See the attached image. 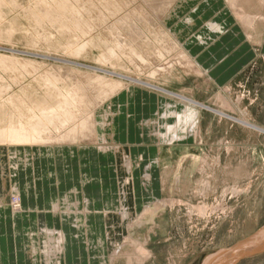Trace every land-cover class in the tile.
I'll return each mask as SVG.
<instances>
[{"label": "crops", "instance_id": "obj_1", "mask_svg": "<svg viewBox=\"0 0 264 264\" xmlns=\"http://www.w3.org/2000/svg\"><path fill=\"white\" fill-rule=\"evenodd\" d=\"M224 6L220 0L204 1L194 11L191 6L189 15L193 17L196 26L190 33H183L186 36L182 41L188 54L195 59L202 72L211 77L210 80L219 79L222 86L229 87L234 77L254 63L259 54L264 56V21H257L252 30L247 31L238 22L232 25L233 19ZM210 23L220 25L221 31L214 33L209 30L206 25ZM196 36L205 40L202 45L197 42ZM188 37L190 39L186 42ZM256 44L260 47L259 53L256 51ZM126 93L125 98L118 96L112 100L115 109L119 111L114 119L116 142L125 148L130 157H135L136 154L143 157L131 177L133 194L130 198L124 197L128 198L129 206L131 203L136 209L142 205V209H154L155 204L159 203L153 202L154 205L150 207V203L144 205V202L154 197H162L165 191L170 192L175 188L180 192L182 183L190 182L196 175L202 176L203 172L205 179L202 178L201 182H209V168L222 166L219 158L229 157V151L233 148L236 152L244 151L243 154L237 153V158L241 159L237 166L264 167V137L252 143L223 145L225 138L222 133L220 141L213 142L214 138L211 136L214 131L213 119L216 116L212 109L208 112L210 117L204 127L203 113L199 110L195 111L197 119L194 117V121H188L189 124L196 123L193 127H187V114H182V119L178 122L186 123L185 129L188 130L176 132V139L168 142L151 137L153 132L159 133L160 128L156 126L143 129L140 127L141 123L151 118L158 119L165 104H169V109L173 106L174 111H177L180 104L175 105L167 99L169 97L156 99L143 89L132 88ZM223 104L222 101V113H236L247 123L240 122L239 126L244 130L264 135V102L260 107L262 121L254 118L253 112L249 110L252 108L242 109L240 103H237L234 112L228 109L229 106L223 107ZM257 106L260 104L257 103ZM224 149L225 153L222 151ZM215 150L216 157L210 158V153ZM111 155L113 154L101 155L93 148L89 150L79 146L59 151L52 148L49 155L35 158L30 162L32 165H26L22 171L21 168L13 170L4 166V176H0V264H47L40 252V246L43 231L51 229L60 233L63 238L62 254L55 261L56 264H117L122 260H131L126 256L127 254L130 257L131 252H127V247L122 254L112 253L114 242L119 235L127 234L132 238L133 230L140 228L145 219L139 227H131L123 221L116 225L113 214L118 193L117 183L124 178L125 173L116 157ZM244 156L248 158V162L244 161ZM1 161L9 164L7 159L0 158ZM1 167L2 165L0 173ZM142 175L149 176L147 193L141 189L144 187L141 184ZM169 178L172 180L171 186L168 184ZM10 183L16 184V211L14 206L5 205ZM52 206L57 210L54 211ZM31 246L36 250L34 256L29 255ZM260 264H264V261Z\"/></svg>", "mask_w": 264, "mask_h": 264}, {"label": "bare ground", "instance_id": "obj_2", "mask_svg": "<svg viewBox=\"0 0 264 264\" xmlns=\"http://www.w3.org/2000/svg\"><path fill=\"white\" fill-rule=\"evenodd\" d=\"M1 1L4 2L5 0H0V5L2 3ZM11 1L13 0H10V2ZM74 1L75 0H73V2ZM79 1L80 0H78V2ZM225 1L226 5L230 8L229 10L233 11L236 19L242 22L245 27H249L252 30V27L257 21H264V16L250 13V11L246 9L255 1H258L259 5L264 4V0ZM78 2L76 1L77 4ZM87 2L88 1L86 0V2H82L83 4L79 3L81 6H78L75 12H73L70 9L72 5H69L68 0H54L51 2L40 0L37 3L35 2L33 9H27V12H29L28 14L31 15L32 19L37 24H40L42 20L46 19L47 22L57 25L60 29H63L64 32L66 31V34L67 31H69L71 33V39L66 41L64 48L66 52H71V56L72 54L77 56L88 53V50H90L89 48H96L99 50L100 48H103V51L101 55L98 56L99 58L97 60L99 65L110 64V66H112L114 60L119 62L124 59L129 61L134 68H136L137 71L135 70V72H138V74H135L137 77L133 78L118 72L78 64H75V68L51 66L50 69H47L48 71L41 72V70H35V68H37L36 64L34 65L32 62H30L32 65H27L26 62L23 61L22 63V61H20L21 65H15V58L0 56V64L4 66L2 69L3 71H7L5 73L11 72L9 74H16L19 79L23 78L24 75H27L28 77L37 76L44 82L46 89H52L53 91L57 89L56 98L53 97V105L49 103L53 98L50 100L46 98L49 101L41 99L42 102H36L32 108L27 104L28 102L24 103V100L19 101L18 99V103L16 104L13 102L15 101L14 98V100L10 97L1 100L0 158L7 159L11 162L13 170H18L19 168L22 170L26 165L30 164L31 161H34L35 158L49 155L52 148H56V150L63 148L73 149L74 147L79 146L89 150L93 148L101 155L111 153L116 157L121 169L124 170L125 173L124 178L118 182L119 184H117L118 193L116 197L119 198V200L116 199V208L113 214L116 219V225H119V221H123V223L128 221L127 223L129 226L139 227L143 220L147 216H153L155 211L161 205L155 204L154 209L147 208L146 210V208H143L134 218L129 213L126 206L128 198L124 199V197H127V192L132 181V174L134 170L139 167L143 157L137 154L135 157H130L126 153L127 151L125 148L116 142V127L114 119L119 115V111L118 109H115L111 98L127 89L128 91L132 88L149 89L160 94L162 93L167 97L177 99L182 103H188L194 106L199 105L189 98L169 92L155 84V81L157 82L158 78L165 75L170 76L173 73L172 71L176 70V68L202 75L201 68L195 59L190 57L184 47V43H182L183 33H190L189 31L196 26V22L192 16H188L187 18L182 17V19L180 18V15L184 8L185 10H189L188 13L191 12L190 5L194 0H99L97 2L99 6L103 8L101 11L95 6V4ZM245 5H247V7ZM36 6L43 7L44 12H40L41 14L38 13L39 11ZM193 9L192 11H194ZM122 10L125 12L121 15L120 11ZM66 15H69V17ZM86 16L87 18H85ZM2 17L3 15L0 10V19ZM39 17H41V20ZM111 17L114 18V21L108 23L107 20ZM175 20L176 22H179L180 20L183 21L187 27L185 29L187 30H184L182 33H176L175 31L174 37L176 40L174 41L173 38L171 39V36H169L170 34L160 30L159 24L161 22L164 26H167L170 25V23H175ZM206 26L214 33L221 31V27L217 23H210ZM60 29L58 32H63ZM95 30H99L95 37L81 45L79 42L80 38L93 35L90 33ZM145 31L151 32V38L150 36L148 37ZM64 32L63 35L67 37ZM189 39V37L186 38V42H188ZM195 39L198 40L197 42L200 43V45L205 41L202 37L196 36ZM50 40L52 41L53 39ZM48 42L50 41L48 40ZM61 45V43L60 45L58 43L60 48L62 47ZM171 53L176 55L174 61L172 58L169 59ZM120 64H122V62ZM131 64L129 66H131ZM123 69L120 70L122 71ZM145 72L146 74H144ZM9 76L11 77V75ZM12 78L14 77L12 76ZM141 78H144L145 80H141ZM15 80L16 79L12 82L15 83ZM18 80L17 82L20 81ZM69 83L72 88L70 91L68 88L59 89L56 86ZM3 92V89L0 88V95L5 96V93ZM30 94L31 93L29 92V95ZM20 99L22 100V98ZM34 100L36 101L37 99L34 98ZM8 105H12L15 108L16 115L14 117L10 114L8 115L4 113ZM69 108L72 109L71 112L69 111ZM169 108V104H165L162 113H160L158 117L159 120L155 118L148 119L141 123L140 127L147 129L149 127L157 126L161 131L159 133L153 132L151 137L169 142L170 139H176V132H183V130L187 131L188 129L185 128L196 126V123L195 125L194 123H188L191 119L194 121V117L196 118L195 109L188 108L186 110L184 108L182 111L183 115L184 112L185 115L187 114L185 117L187 121L186 127V123L178 122L182 114L174 111V109H172L173 106H171V109ZM158 121H160L159 125ZM240 122L246 124L243 121ZM178 127H180V129ZM5 148L7 150H5ZM30 148L33 150H28ZM9 149H13L14 153L12 155L9 154L11 151ZM6 163L7 161L0 162L2 165H6ZM3 168L5 169V167ZM3 168L1 169L2 171L0 175L2 177L4 176ZM142 178L143 182L141 184L144 187H141V189H144L145 191H142L147 193L146 189H148L149 176L142 175ZM16 190V184L9 186V189L6 192L7 201L5 203L6 206H14L15 211L17 210L16 203L18 199L13 193H15ZM11 193L14 195L11 196L12 199L9 198ZM52 209L54 211L57 210L55 206ZM105 215L106 217L108 216L106 212ZM130 221L131 223H129ZM62 239V235L55 230L51 229L43 231L40 252L45 257L47 264H56L55 261L60 258L63 250ZM123 247L124 243L117 240L114 242L112 253L119 255V252ZM135 252L140 259L144 260L145 256H147L143 245L142 247H137ZM34 254H36V250L31 246L29 255L34 256ZM51 260L53 263H51Z\"/></svg>", "mask_w": 264, "mask_h": 264}, {"label": "rangeland", "instance_id": "obj_3", "mask_svg": "<svg viewBox=\"0 0 264 264\" xmlns=\"http://www.w3.org/2000/svg\"><path fill=\"white\" fill-rule=\"evenodd\" d=\"M13 1H1L2 3L0 5V10L3 15L1 18L2 21L0 19V56L15 58V65H21L20 61H22V63L23 61L26 62L27 65H30V62H32V64H36L37 68H35V70H41V72L48 71L47 69H50L51 66L75 68V64H78L118 72L133 78L137 77L136 74H138V72H135L136 68H134L129 61L124 59L119 62L114 60L112 66H110V64H103L104 66L99 65L97 60L99 58L98 56L101 55L103 48H100V50L89 48L90 50H88V53H85L86 55L83 54L76 56L72 54L71 56V52H66L64 48L66 41L71 39V33L69 31H67L66 34V31L64 32L63 29H60L57 25L47 22L46 19L42 20L40 24H37L32 19L31 15L28 14L29 12H27V9H33L35 2L37 3L40 0ZM47 1L51 2L54 0ZM76 1L78 2V0H75L74 2L73 0H68L69 5H72L70 9L73 12H75L78 6H81L80 4L82 2H86V0H80L81 2L79 1L77 4ZM87 1L95 4L100 11L103 9L97 2L99 0ZM204 1L218 0H194L190 7L192 6V8L196 9L204 3ZM220 1H222L223 5H226L225 0ZM252 3V5L248 7L245 5L247 7L245 8L250 11V13L263 16L264 4H260V6L258 1ZM220 8H222V5ZM224 8L228 9L231 18L233 19L232 25H236L237 22L243 25L242 22L236 19L233 11L229 10L230 8L227 5L224 6ZM37 9L39 11L36 10L38 13L44 12L43 7L39 6ZM217 9L220 10L219 7ZM184 10L185 8L182 9L180 18L190 17L188 13L189 10ZM120 12L122 15L125 11L122 10ZM66 16L69 17V15ZM85 18H87V16ZM39 19L41 20V17H39ZM107 21L108 23H112L114 18L111 17ZM180 21L176 22L175 20L176 24L170 23V25L167 26H164L160 22V30L170 34L169 36H171V39L173 38L175 41V31L176 33H182L184 30H187L185 29L187 27L183 21H181V23ZM57 27L62 30L67 37L63 35V32H58L59 29ZM246 29L251 30L249 27H246ZM98 31L95 30L90 33L93 35L80 38V44L82 45L86 43V41L88 42L95 37ZM145 33L148 37L151 34L150 31H145ZM182 36L184 37V35ZM48 38L53 40L51 41ZM55 38H58L57 41ZM48 40L50 42H48ZM58 43L59 45L60 43L62 44L61 48L58 46ZM255 48L259 53V45L256 44ZM171 55L169 59L172 58L174 61L176 55L173 53H171ZM190 57L193 58L191 55ZM121 62L122 64H120ZM130 64L131 66H129ZM2 67L4 66L0 64V88L3 89L5 96L0 95V103L3 98L7 99L10 97L12 100L15 99V101H13L15 104L18 103V99L19 101L24 100L23 102H28L27 104L32 108L36 102H42V100H45L46 98L49 100L53 97L56 98L57 89L55 91L52 89H46L44 82L37 76L28 77L27 75H24L23 78L19 79L16 74H9L11 72L5 73L7 71H3ZM120 69L123 70L121 71ZM172 72L173 73L170 76L165 75L158 78L157 82L155 81L156 86L189 98L199 105L194 106L188 103H182L177 99L170 97L167 98L164 94L149 89L143 90L149 93L152 91L150 94L156 99L163 97L170 99L175 105L180 104L177 111L175 110L179 114H183L182 111L184 108L186 110L188 108L195 109L196 111L201 110L203 113L202 127L208 124V119L210 117L208 112H211L212 109L216 116V118L214 117L213 119L214 131L211 136L214 138L213 142L220 141L222 133L225 138L223 145H227L228 143H252L258 141L260 137L261 139L264 137V135L260 136L252 132H247V130H244L239 126L241 125L240 121H242V118L238 117L236 113H222L221 110L222 101L224 103L223 107L227 108L229 106L228 109L234 112H236L235 106L237 103H240L242 109L243 107L252 108V110H249L253 112L254 118L256 117L258 121L263 120V118L260 117V107L262 102H264L263 55L259 54L254 63L238 74L236 76L238 79L234 77V81H232L231 86L229 87L222 86L219 79L214 80V78H212V80H210L211 77H208L205 72H202V75H199L195 72L185 71L179 68H176V70H173ZM144 74H146V72ZM9 75H11V77ZM12 76L14 78H12ZM14 79H16V82L18 79L20 81L18 80L19 82L14 83L12 82ZM141 80L145 79L141 78ZM59 85H56L59 89L68 88L69 91L72 89L70 83ZM127 90L121 91L118 95L112 97L111 100H114V98L118 96L125 98ZM29 92L31 93L30 95ZM25 96H28L29 98ZM20 98H22V100ZM34 98L37 100L35 101ZM54 98L50 100L51 102L48 99L46 100L53 105L54 103L52 102ZM257 103H259L260 106H257ZM69 111L71 112L72 109L69 108ZM4 113L8 115L10 114L14 117L16 115V110L12 105H8ZM204 141L206 140L204 139ZM5 150L7 149L5 148ZM9 150H11L9 154L12 155L14 153L13 149ZM28 150L32 151L33 149L30 148ZM222 151L225 153V149ZM229 152V157L221 156L219 158L220 163L223 164L222 166H211V168H209L210 176H207L209 182H201L205 175L203 172L202 176L196 175L197 177H193V180L190 182L186 181V183H182L180 185V192H178L176 188L175 190L172 188L173 191H165L162 197H154L149 201H146L144 205L150 203L149 206L152 207V202H154L159 203L161 206L153 216H147L145 218V223L143 222L144 224L140 228H135L133 230L132 238L127 236V234L117 236L119 238L116 239L119 242L121 241L124 243L122 250L120 252L118 251L119 254L126 252V247L128 253L131 251L130 257L126 254L131 260L128 262L122 260L121 262H117V264H201L207 256L248 238L264 226V167H253L250 165H244L241 167L237 166V162L241 161L240 157L239 159L237 158V153L240 154L244 151L239 150L236 152L235 148H233ZM215 154L216 150L213 151L212 154L210 153V158L216 157ZM244 161L248 162L249 160L244 156ZM6 165H2L1 169L4 166L8 169H13L11 162H9V164L6 163ZM171 169H173V165ZM195 179H197L196 182ZM171 181L172 180L169 178V186H171ZM11 186H13L12 183ZM13 194H10V199H12L11 196H14ZM132 194L133 189L132 184H130L127 196L130 198ZM117 200H119V198H117ZM126 206L130 215L134 218L138 215L143 205L139 209H136L131 203L130 207L128 204ZM127 222L128 221H126V223ZM144 244L146 245L144 246ZM142 245L147 254L144 260L140 259L135 252L137 247H142ZM263 261L264 251L249 256L236 254L219 257L214 264H260Z\"/></svg>", "mask_w": 264, "mask_h": 264}, {"label": "water", "instance_id": "obj_4", "mask_svg": "<svg viewBox=\"0 0 264 264\" xmlns=\"http://www.w3.org/2000/svg\"><path fill=\"white\" fill-rule=\"evenodd\" d=\"M264 251V226H262L256 233L248 238L235 243L234 245L220 249L215 253L207 256L201 264H214V262L223 256L228 255H255L258 252Z\"/></svg>", "mask_w": 264, "mask_h": 264}]
</instances>
